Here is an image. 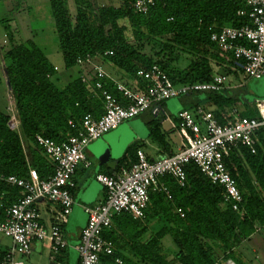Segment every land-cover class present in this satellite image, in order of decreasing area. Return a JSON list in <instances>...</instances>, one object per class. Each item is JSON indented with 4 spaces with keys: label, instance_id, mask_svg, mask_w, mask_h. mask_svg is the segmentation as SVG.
<instances>
[{
    "label": "trees",
    "instance_id": "trees-1",
    "mask_svg": "<svg viewBox=\"0 0 264 264\" xmlns=\"http://www.w3.org/2000/svg\"><path fill=\"white\" fill-rule=\"evenodd\" d=\"M73 1L74 16L69 0H50L66 68L80 65V58L100 54L123 79L136 80L143 86L145 81L138 77V71L152 65H158L175 85L211 80L213 62L230 74V63L216 53L218 48L211 41L209 28L251 24L248 16L239 14L248 8L235 0H155L146 14L134 9L136 0H121L120 6L103 3L98 8L94 0ZM5 29L7 39L2 52L8 62L6 71L20 125L10 114L0 111V170L26 180H31L34 170L44 181L55 173V163L38 145L37 135L62 142L77 134L78 129L69 122L79 125L88 114L99 117L104 112V99L98 89L92 88V81H82V74L59 87L52 79L58 67L44 50L33 39L18 43L13 31L8 26ZM107 51L114 54L104 56ZM180 53L193 57L183 70L175 65ZM104 84L121 97L113 81L107 79ZM191 94L195 100L186 109L207 100L218 117L227 108L242 104L231 89ZM249 114L253 115L241 112L242 117H253ZM150 125L154 128L151 136H160L159 120L152 119ZM258 139L256 153L241 147L227 160L243 195L241 203L226 202L223 188L213 184L194 163L189 164L185 186L173 176L161 178L170 189L171 199L164 192L151 190L143 218L135 219L128 213L114 216L113 226L103 235L113 245L116 256L124 264H216L221 259H233L236 246L257 232V223H264V129L259 131ZM139 149L142 145L128 146L126 153L133 157L130 164L136 161ZM25 193L23 187L0 180V220L5 218V208ZM155 220L160 225L152 230ZM166 236L175 246L172 252L163 242ZM9 249L0 246V264ZM58 254L54 260L63 263Z\"/></svg>",
    "mask_w": 264,
    "mask_h": 264
},
{
    "label": "built area",
    "instance_id": "built-area-1",
    "mask_svg": "<svg viewBox=\"0 0 264 264\" xmlns=\"http://www.w3.org/2000/svg\"><path fill=\"white\" fill-rule=\"evenodd\" d=\"M235 1L244 3L248 8L239 14L248 16L251 24L219 29L210 26L211 41L230 63L232 72L261 78L264 76V0ZM154 3L155 0H136L134 9L146 14ZM113 54V51H107L103 55ZM101 56L88 55L78 59V63L91 67V77L88 73L82 74V81L87 84L92 81L93 86L101 92L104 114L99 118L88 114L79 125L70 121V125L77 128L78 132L62 142L42 135L36 137L38 145L55 163V173L47 180L39 181L35 173H32V180H26L14 175L7 176L0 170V180L23 187L26 192L15 204L5 208V218L0 220V234L12 242L2 264H24L17 261L15 256L30 254L35 241H48L53 259L68 248L62 225L67 221L74 203L72 191L76 188L74 177L77 169L81 164L85 167L92 165L87 159L86 149L93 140L166 99L191 92H218L230 88V74L224 72H215L209 81L175 85L158 65H152L139 69L138 77L145 81V86L134 89L117 81L102 65L96 63ZM106 79L114 82L121 99L105 87ZM256 104L259 111L257 118L242 117L237 107L227 108L220 117L202 105L183 109L178 112L177 119L179 133L186 144L184 148L156 161H150L145 151L139 149L136 161L120 173L98 174L97 179L104 185L106 194L93 205L86 206L88 223L75 247L80 254L81 264H124V260L116 256L113 245L103 235L113 226L114 216L128 213L135 219L143 218L150 204L151 190L164 192L171 199L170 189L161 178L173 176L181 186H185L186 167L189 164L194 163L213 184L223 188L226 202L241 203L243 195L237 179L227 167V160L241 147L248 148L251 153L257 152L258 133L264 129V100H257ZM17 117L13 118L16 122ZM41 202L56 206L53 211L57 213L58 219L50 227L40 221L38 205ZM179 212L184 216L181 209ZM262 230L264 223H257L256 231ZM216 264L237 263L230 258L218 260Z\"/></svg>",
    "mask_w": 264,
    "mask_h": 264
},
{
    "label": "rangeland",
    "instance_id": "rangeland-1",
    "mask_svg": "<svg viewBox=\"0 0 264 264\" xmlns=\"http://www.w3.org/2000/svg\"><path fill=\"white\" fill-rule=\"evenodd\" d=\"M103 3L115 6H120L122 4L121 0H94L96 8ZM69 10L72 16H74L76 12V5L73 0H69ZM2 18H5V21H3L4 23L1 21ZM7 26L9 27V30L13 31L15 39L18 43L25 42L28 39H33L48 55L50 61L58 66L59 70L55 72L52 79L59 87L63 88L67 86L73 78L79 77L83 73V69L80 65L66 68L63 55L59 48V39L56 33L54 19L51 14L50 0H0V76L2 78L0 81V111L8 113L12 117H16L18 116V113L15 106L13 91L8 82L6 71L8 62L2 52L4 39H7L5 36V27ZM215 51H217L216 53L223 58L219 49H215ZM179 55L180 57L176 61L175 65L179 68V70H183L189 65L193 57L188 53H180ZM100 60L104 61L102 58H100ZM213 63L214 72L224 71L222 66H219L218 63ZM106 68L111 71L113 67L106 66ZM236 73L231 72L229 75L228 84L233 87V89H231V94H235L240 97L242 102L240 105L241 111L246 110L252 112L253 115L249 114V116L257 118L259 117V114L255 99L258 94L253 93L252 90L254 86L263 81L264 78L256 82L254 78H250L241 72ZM193 100H195V97H192V94L188 93L186 95L166 99L164 100V103H162V105L169 104L165 107V109H167L166 114L168 115V118L167 120H164V127L168 139H170L169 141L175 149L178 145L186 146V144L176 128V122L173 118L175 110L173 104L178 103V107L184 106L187 108L191 106ZM202 104L207 106L210 102L204 100ZM150 115V113L139 115L134 118V121H144V118H149ZM134 144L137 145V142H134ZM150 154V161H156L162 158L160 155L154 153L151 147ZM153 225L154 226H152L151 229L156 230L160 223H157L155 220ZM10 241L11 240L9 238L0 234V246L5 247L10 243ZM163 242L168 250L171 252L174 251L175 246L170 236H166ZM58 255L62 259L63 263L66 264L69 262L70 264H76L80 258L79 252L70 247ZM28 256L29 254L23 256L19 255L18 258L23 260L25 264H48L50 259L48 250H43L40 253L34 252L30 257ZM233 259L240 264H264V230L254 233L249 239L237 245L233 254Z\"/></svg>",
    "mask_w": 264,
    "mask_h": 264
},
{
    "label": "crops",
    "instance_id": "crops-1",
    "mask_svg": "<svg viewBox=\"0 0 264 264\" xmlns=\"http://www.w3.org/2000/svg\"><path fill=\"white\" fill-rule=\"evenodd\" d=\"M96 63L102 65L105 68V70L113 78H115L117 81L125 84L126 86H127V83H129L128 87H130V88H134V89L138 88L139 89V88L144 87L143 85H141V83L137 82L136 80L135 81H131V80L128 81V79H126L125 77H124V79H122V77H123L122 74L116 68H112L111 71L108 68H106V66L112 67L108 63H106L100 59H97ZM53 65L58 67L55 64H53ZM81 67L83 69L82 74L88 73L89 76L91 77V67L88 65L81 66ZM58 70H59V68H58ZM232 73H234V72H232ZM262 78H264V76H262L261 78H254V80H256V82H257ZM92 88H95V87L92 85ZM229 89H233L232 85H230ZM252 92L255 94H258L255 101L256 100H264V80L257 83V85L254 86ZM120 98H122V97H120ZM168 105L169 104L162 105V103H159V104L153 106L151 109H149L145 113L141 114V115H145L148 113L151 114L149 118H144V121L135 122L134 118H136V117L131 118V119L126 121L129 123L130 128L137 135V137L135 138V140L132 143L137 142V144L142 145V150L145 151L149 160H151L150 147L153 149L154 153L160 155L162 158L168 154L176 153L185 147L184 145H178L176 149L173 148L172 144L169 141L170 139H168L167 133L165 132L166 130L164 127V124H165L164 120H167V118H168V115L166 114L167 109H165V107ZM202 105L205 106L204 104H202ZM173 107L175 108L174 113H173V118H174V121L176 122V126H177L176 128L179 132L178 125H177V122H178L177 114L179 111L186 109V108L184 106L178 107V103H174ZM205 108L207 110H213L215 107L208 105V106H205ZM237 108L241 111L240 106H238ZM103 114H104V112L99 117H101ZM99 117H96V118H99ZM154 118L156 120H159L158 135H160V136H158L157 138H156V136L155 137L151 136L152 131L154 134V128L152 125H150V122ZM156 122L157 121H155V123ZM16 123H17V125H20L19 121ZM180 136H181V134H180ZM182 139H183V137H182ZM183 141H184V139H183ZM25 149H27V148H25ZM126 150L122 154L121 157L115 158L113 156L114 153L112 150V146L108 142V140H106L104 138V136H101L98 139L93 140L88 145V147L86 149V156H87V159L92 162V165L90 167H85V165L81 164L78 167L77 172H76L75 177H74V179L76 181V188L72 191L74 203H73L71 212L67 217V221L64 222L62 225L64 234H65L67 241H68V244H69L67 249H69V247H70V248H73L74 250L77 251V249L75 247L80 242L82 230L86 227V225L88 223V219H89V214L86 211V206L93 205L97 201L104 198V196L106 194L105 187L102 183H100L98 181L97 175L98 174L112 175L115 173H120L123 168L130 166L131 165L130 163H131L133 157L128 155L126 153ZM32 173H35V171L32 170L31 174ZM35 175H36V173H35ZM32 179H33V174H32L31 180ZM37 179H38V177H37ZM55 207H56L55 205L45 204L44 202H41L38 205L40 221L46 227H50L58 219L57 213L55 211H53L54 210L53 208H55ZM257 232H261V231H257ZM46 243L48 244V246ZM11 244H12V242L10 241V243L7 246H5V247L1 246V247H3L4 249H9L11 247ZM43 250L49 251L50 259H49L48 264H56V263L57 264H66V263L57 262L53 259L50 244L48 241L47 242L46 241L45 242H43V241L33 242L32 249L30 252L31 254H29L28 257H30L34 252L40 253ZM234 251H235V249H234ZM18 256L19 255H16L15 259L17 261L24 262L23 260L19 259ZM236 263L240 264L238 262H236ZM24 264H25V262H24ZM67 264H70V262ZM76 264H81L80 258L78 259V262Z\"/></svg>",
    "mask_w": 264,
    "mask_h": 264
},
{
    "label": "water",
    "instance_id": "water-1",
    "mask_svg": "<svg viewBox=\"0 0 264 264\" xmlns=\"http://www.w3.org/2000/svg\"><path fill=\"white\" fill-rule=\"evenodd\" d=\"M136 137V133L130 128L128 122L121 124L117 129L104 135V138L108 140L112 146L114 153L113 156L115 158L121 157L127 147L135 140Z\"/></svg>",
    "mask_w": 264,
    "mask_h": 264
}]
</instances>
